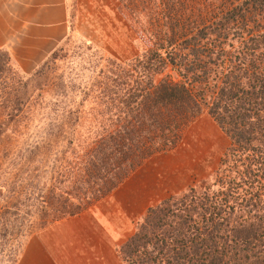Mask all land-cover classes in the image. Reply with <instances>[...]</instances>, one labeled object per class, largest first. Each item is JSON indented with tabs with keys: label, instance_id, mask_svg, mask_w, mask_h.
Masks as SVG:
<instances>
[{
	"label": "trees",
	"instance_id": "16d2710c",
	"mask_svg": "<svg viewBox=\"0 0 264 264\" xmlns=\"http://www.w3.org/2000/svg\"><path fill=\"white\" fill-rule=\"evenodd\" d=\"M133 11L142 17L139 28H156L152 47L102 66L50 132L34 126L45 116L43 87L57 85L44 84L43 67L18 76L0 49V137L11 142L35 130L30 162L44 142L40 135L68 145L74 137L73 193L56 186L65 182L62 159H55L49 186L23 184L26 155L18 151L11 161L17 176L0 187L3 198L16 201L0 212V237L15 232L4 219L12 207L23 206V220L31 216L29 199L40 201L31 226L38 230L87 211L145 161L176 149L185 128L207 114L229 139L210 184L148 208L118 252L125 264H264V0H138ZM88 100L89 110L82 109Z\"/></svg>",
	"mask_w": 264,
	"mask_h": 264
},
{
	"label": "rangeland",
	"instance_id": "374dc122",
	"mask_svg": "<svg viewBox=\"0 0 264 264\" xmlns=\"http://www.w3.org/2000/svg\"><path fill=\"white\" fill-rule=\"evenodd\" d=\"M137 2L138 0H65L66 33L63 39L57 42L58 44H55L50 51L37 54V56L21 51L23 44L21 45L20 39L22 36L15 30L16 28L12 31L14 32L13 40L7 36V28H0V49L8 53L11 68L19 74L18 76H31L43 67L44 76H46L44 84L52 82L57 85L52 90L50 85L43 87L42 109H44L45 116L42 115L41 126H34L36 130L46 133L47 131L50 132V127L60 126L61 120L66 118L63 112L70 111V109L74 111L77 102L82 98L80 91L83 88H90L102 66L112 62L127 63L141 57L142 51H146L148 46L152 47V43L156 39L150 35V30L156 28L138 27L139 23H137L136 17H142L135 15L133 11V6ZM10 3L0 0V25L2 26L6 23V7ZM8 29L11 30L12 28ZM4 44L6 45L3 46ZM18 46L20 49H17ZM30 46L33 47L31 51H34L38 44L31 41ZM169 74L171 79L175 80V75L171 72ZM164 75L162 74V76ZM160 77L161 75L158 79ZM90 104V100H88L82 109L89 110ZM0 109H4V107H0ZM7 124L13 123L9 121ZM6 130L4 136L10 134V128L7 127ZM35 132L31 128L28 132L23 130L21 135L16 134L14 141L11 142L0 137V156L7 155L4 159L0 158L5 162L0 161V187L2 182H8L12 179L13 173L17 176L18 172H14L15 165H12L11 161L16 158L18 151L24 150L23 154L26 156L23 168L26 169L27 167V169L24 174H21L20 179L23 180V184H31V180H37L35 182L37 190L41 189L43 183L49 186L52 172L56 170L58 164V160L55 159H62L65 182L56 186L61 191L73 193L74 137H70L73 144L68 145L64 141L65 139L43 138L40 135L39 138L44 142L30 162L26 150L31 144V139L37 140L32 138L33 135L32 137L29 135ZM59 142L62 144L59 145ZM228 146V137L207 114H202L191 122L185 128L182 140L175 150L166 152L167 157L164 156L165 159L160 160L159 158L162 157L158 158L157 156L151 158L152 161L156 160L158 165L166 163L169 167L173 166L172 171H170L172 175L170 182L174 187L172 191L175 193H170L164 199L181 192L186 193L190 189L197 192L203 191L210 184V179ZM63 152L65 153L62 154ZM161 155L159 154V156ZM35 164L39 166L38 169L44 172L41 179H38L39 173L34 169ZM141 166L139 169L142 168ZM14 197L11 195L8 199L3 198L0 192V212L5 208L14 206L16 202ZM24 198L25 195L23 194ZM161 201L150 207L157 206ZM39 202L35 199L28 200L26 211L31 216L26 215L25 220H23L25 211L21 205H19L20 211L12 207L9 216L4 218L8 219V225L15 224L16 229L14 234L11 231L5 240L0 237V243L4 245V251L0 252V259L4 260L3 264H15L25 243L41 232L36 227H31L34 222L39 220L37 217ZM15 211L17 212L16 216ZM139 220L140 218L132 222V233L135 231ZM123 242H125L124 239L122 244ZM10 253H13L15 257L9 256Z\"/></svg>",
	"mask_w": 264,
	"mask_h": 264
},
{
	"label": "crops",
	"instance_id": "0c3cea01",
	"mask_svg": "<svg viewBox=\"0 0 264 264\" xmlns=\"http://www.w3.org/2000/svg\"><path fill=\"white\" fill-rule=\"evenodd\" d=\"M3 1L11 3L6 7V23L0 28H7L12 40L16 28L22 36L23 53L44 54L63 39L67 30L65 0ZM31 41L38 44L34 51ZM155 156L162 160L167 154ZM150 160L92 208L62 219L29 239L15 264H125L117 248L132 234V222L175 193L170 182L173 166Z\"/></svg>",
	"mask_w": 264,
	"mask_h": 264
}]
</instances>
